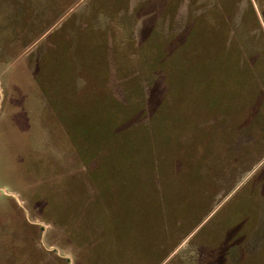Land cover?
Returning a JSON list of instances; mask_svg holds the SVG:
<instances>
[{"label": "rangeland", "instance_id": "374dc122", "mask_svg": "<svg viewBox=\"0 0 264 264\" xmlns=\"http://www.w3.org/2000/svg\"><path fill=\"white\" fill-rule=\"evenodd\" d=\"M167 3L0 0V264H214L264 177V36L185 48Z\"/></svg>", "mask_w": 264, "mask_h": 264}, {"label": "trees", "instance_id": "16d2710c", "mask_svg": "<svg viewBox=\"0 0 264 264\" xmlns=\"http://www.w3.org/2000/svg\"><path fill=\"white\" fill-rule=\"evenodd\" d=\"M165 1L168 3L164 8H170L171 11L172 9L179 11V8L185 5L190 6V4L195 8L193 17L187 22L188 28L183 26L179 28V31L177 28L170 30L185 36V40L184 37L181 38V44L184 43L185 48L197 49L199 47L204 49L206 54L208 52L209 55L217 57H223V53L228 54L227 49L234 48L236 39L244 43L240 45L241 49L242 47L249 48L248 52L252 55L256 52L255 48L257 50L261 48L263 39L259 38L257 34L264 36V30L260 27V18L252 0H182L178 4L173 3V0ZM196 3H200V7L197 8ZM176 10L174 11L176 12ZM167 12L170 13V11ZM168 16L170 19L167 17V24L173 23L171 20L175 16ZM252 17H255V21ZM175 18L174 22H176ZM248 23H253V27L259 26L260 33L255 32L259 29L257 27L255 30L248 28ZM167 28L165 31L170 32ZM254 34L258 39H255ZM253 40L256 41L258 48L254 47ZM191 45L193 46L191 47ZM238 48L240 49L239 45ZM206 54L204 60H207ZM243 58L244 52H242ZM257 102L260 108L264 109L263 96H260ZM237 136L236 134L232 139L226 141V144L235 150L239 137L241 140L246 138L243 142L250 141L251 143L254 140L252 136L245 133ZM261 179L263 180L264 177L256 179V175L252 176L250 185L253 186V189L245 196L243 202L241 197V203L238 204V206L244 204L243 208L239 206V208L233 207L230 210V216L224 226L219 229L221 230L219 236L211 242L199 243L200 246L209 247L210 259L215 261L214 264H264V182H261ZM234 252L238 253L237 257L233 256Z\"/></svg>", "mask_w": 264, "mask_h": 264}]
</instances>
